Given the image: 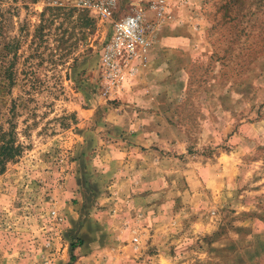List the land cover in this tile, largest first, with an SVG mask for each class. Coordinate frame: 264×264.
I'll list each match as a JSON object with an SVG mask.
<instances>
[{
  "label": "rangeland",
  "instance_id": "374dc122",
  "mask_svg": "<svg viewBox=\"0 0 264 264\" xmlns=\"http://www.w3.org/2000/svg\"><path fill=\"white\" fill-rule=\"evenodd\" d=\"M118 2L141 4L152 47L105 96L109 22L80 0H0L19 41L0 128L21 147L0 174V264H264V0ZM180 16L198 29L186 55L158 43Z\"/></svg>",
  "mask_w": 264,
  "mask_h": 264
},
{
  "label": "built area",
  "instance_id": "2783aa9c",
  "mask_svg": "<svg viewBox=\"0 0 264 264\" xmlns=\"http://www.w3.org/2000/svg\"><path fill=\"white\" fill-rule=\"evenodd\" d=\"M81 7L88 9L101 23L109 22L108 38L100 55L103 95L123 91L125 85L139 75L146 64L152 47L146 14L141 4L132 5L125 14H120L118 0H80ZM151 8L158 17L163 15L162 6ZM134 242H138L134 238Z\"/></svg>",
  "mask_w": 264,
  "mask_h": 264
},
{
  "label": "trees",
  "instance_id": "16d2710c",
  "mask_svg": "<svg viewBox=\"0 0 264 264\" xmlns=\"http://www.w3.org/2000/svg\"><path fill=\"white\" fill-rule=\"evenodd\" d=\"M50 10L57 12L60 9L52 8ZM87 21L83 20V23H81L86 24ZM4 22V14L0 8V88L2 89L6 87L12 88L15 83L14 69L17 64L15 56H17L19 50V41L7 38L4 35ZM10 56L13 57L9 59ZM20 154L21 147L16 145L14 130L4 131L0 128V174L4 172L7 163L13 162Z\"/></svg>",
  "mask_w": 264,
  "mask_h": 264
},
{
  "label": "crops",
  "instance_id": "0c3cea01",
  "mask_svg": "<svg viewBox=\"0 0 264 264\" xmlns=\"http://www.w3.org/2000/svg\"><path fill=\"white\" fill-rule=\"evenodd\" d=\"M163 26V27H162ZM161 39L158 40L159 46L164 47L168 52H178L180 54H187L197 44L198 29L189 19L182 18L176 20H169L161 25ZM160 38V37H159ZM170 74V73H168ZM145 113L143 112V116ZM150 116V114H148ZM146 118V116H144ZM157 117L152 116L148 120L152 124ZM144 122L141 119H136V124L131 125V128L137 126L138 130H143ZM151 135V133H150ZM157 138V137H156ZM134 141V137H130ZM148 153V151H147Z\"/></svg>",
  "mask_w": 264,
  "mask_h": 264
}]
</instances>
